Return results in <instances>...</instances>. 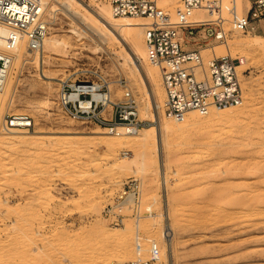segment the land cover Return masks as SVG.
Wrapping results in <instances>:
<instances>
[{"label":"rangeland","instance_id":"obj_1","mask_svg":"<svg viewBox=\"0 0 264 264\" xmlns=\"http://www.w3.org/2000/svg\"><path fill=\"white\" fill-rule=\"evenodd\" d=\"M78 1L83 7H89V0ZM179 2L176 0L175 9ZM107 3L108 0H95L90 7L98 9L100 4ZM236 5L247 9L250 3L242 0L238 4L236 0ZM82 6L75 9L81 11ZM74 15L73 11L57 10L55 23L48 24L52 26L48 29L49 34L71 41L69 55H53L48 65L25 63L14 91L7 94L10 97L8 103L0 110V128L4 115L15 114L16 110L33 120L32 128L2 129L4 136L0 137V264H124L130 261L144 264H264V193H258L264 192V16L252 21L253 30L240 32L227 22L229 14L225 11L222 14L226 19L227 39L260 37V43L254 49L245 51L246 63L242 72L249 77L252 92L250 99H244L246 89L240 81L246 102L245 115L230 124L222 119L209 121V113L202 114L205 120L173 134L167 148H162L160 160L164 166L161 171L157 155L145 158L147 168L133 171L131 167L118 166L122 155L134 158L131 148L122 147L118 151L119 158L107 154L103 146L92 143V134H88L105 129L73 118L61 108L57 99L58 80L51 82L53 86L49 91L45 89L44 73L47 71L59 79L81 78L84 72L101 73L112 83L117 94L121 93L117 81L123 79L139 109L142 107V93L131 81L128 64L124 61L125 57L131 62L133 59L129 42L122 39L116 44L109 39L103 44L95 35L77 40L70 30L74 26L82 28L84 24ZM44 18L48 22L47 14ZM215 42L196 39V44L191 47L202 49ZM96 45L101 48L93 51ZM72 46L75 48L70 49ZM235 53L233 58L244 52L237 49ZM202 55L207 58L206 54ZM140 75V80L149 86L145 74L140 71ZM43 95L49 96L47 110L27 107L31 100ZM75 130L76 135L67 134ZM22 131L21 138L14 140L12 135ZM132 177L141 183L140 217L128 215L123 223L112 224L103 210L113 203L123 182ZM261 179L262 183L258 181ZM248 191L258 193V199L254 192ZM233 192L239 198L234 199ZM244 193L248 195L247 201L242 197L246 195ZM251 194L255 195L253 199L249 197ZM254 199L261 201L257 204ZM231 203L235 207L241 206L235 208ZM216 205H221L218 207L221 211L224 206V210L232 214L223 210L226 216L221 217ZM257 212L258 216L255 215ZM234 215H239L240 219ZM227 216L228 220L235 217L240 221L236 223L237 219L233 218L227 222ZM242 216L246 217L241 219ZM217 217L224 219V223L217 221ZM252 221L258 225L251 227ZM215 222L220 223L216 225ZM167 224L172 229L166 230ZM116 231L118 234L113 235Z\"/></svg>","mask_w":264,"mask_h":264},{"label":"built area","instance_id":"obj_2","mask_svg":"<svg viewBox=\"0 0 264 264\" xmlns=\"http://www.w3.org/2000/svg\"><path fill=\"white\" fill-rule=\"evenodd\" d=\"M108 1L115 16L147 20L143 25L144 45L149 61L160 70L164 116L184 120L193 110L205 114L210 108L242 103L240 60L227 55L204 58L201 50L191 45L196 44V39L225 41L223 11L229 14L227 22L234 30H253L252 21L264 16V0H255L245 14L238 13L236 0H180L174 16L158 6L156 0ZM43 10L44 0H0V88L13 63V51L20 45L30 52L42 50L49 28ZM197 10H216L217 16L211 20L195 19ZM118 86L120 94L103 74L84 72L81 78L69 76L59 81L57 99L69 116L92 122L110 134L122 127L128 134L138 133L150 121L139 117L137 101L126 82L120 79ZM32 126L28 115L7 113L3 117L4 131ZM140 191V181L128 178L113 203L103 210L105 217L115 225L123 223L128 215L136 217ZM130 196L133 198L127 201Z\"/></svg>","mask_w":264,"mask_h":264},{"label":"bare ground","instance_id":"obj_3","mask_svg":"<svg viewBox=\"0 0 264 264\" xmlns=\"http://www.w3.org/2000/svg\"><path fill=\"white\" fill-rule=\"evenodd\" d=\"M241 1L242 0H237V3L239 4V3H241ZM94 2H95V0H89V3H88L89 7H83L81 5V3H79L78 0H44L43 14L44 15H46V14L48 15V24H54L55 20H56L55 12L57 10L63 9L64 12L67 11L68 13L70 11H73V13L79 17V21L81 22V24H84V27H82V28L74 26L70 30V32L77 38V40L81 39L82 37H86L87 38L88 36L92 37V35H95V36H97L96 38L97 39L99 38L101 43H103V44L104 43L106 44V42L109 39H111L116 44H119L122 39L126 40L127 42H129L130 47H131L130 51H131V54L133 55V59L131 58L132 59V62H131L130 60H128L125 57L124 61L127 62V64H128V68H129V71H130L129 76L132 79L131 81L135 82L136 87L142 93V100H141L142 101V107L139 109V105H138L139 117L141 119H148L150 122L147 125H145V127H143L138 133H135V134H128L124 127L119 128L118 132L114 133V134H110V133H108V131L103 130V129H99V128H98L99 131L90 132L88 134H92L91 135L92 139L90 137V139L92 140V143L94 141V143L96 145L103 146L105 148V151L107 152V154L111 155L113 158H116L118 156V151H120L122 147H129V148L132 149V151L134 152V158L125 157L124 155H122L120 157L121 161H120L118 166H120V167H131V168H133V171H139V170L142 171L143 169L147 168V166H148V163H147L145 158L157 155V157H158V165H159V169L161 171L162 167L164 166V163L162 164V162L160 160V151L164 147L167 148V146L169 145V140L171 138H173L172 136H174L173 134L177 133L178 131H180L182 129H187L188 126L192 125L194 122L202 121V120H205V119H203L202 114H200V113H198V112H196L194 110L191 111L188 114L187 118H185L184 120L167 118L166 116L163 115L164 90H163V86H162V83H161L160 70H159V68L157 66H155L153 63H151L149 61V59L147 57V54H146L145 45H144L143 25L146 23L147 20L144 19V18H131V17H128V16H115L113 14V12H112V9H111V6H110L109 3L100 4L98 6V9L97 8L93 9L94 7L93 8L90 7V4H94ZM158 2L160 4L161 8H163L165 10H168V11H169V9H172L171 14L174 16V12H175L174 11V9H175L174 7L176 5V0H158ZM79 6L83 7V9L81 8L82 9L81 11H79L78 9L77 10L75 9V8H77ZM85 6H87V5H85ZM95 7H96V4H95ZM176 7H178V4H177ZM237 11H238V13L239 12L243 13V12H246V9L237 6ZM69 15H67V16H69ZM214 15H216V11L215 10H197L195 12L193 18H195V19L200 18V19H203V20H211V19L216 18ZM74 16H72V17H74ZM77 20H78V18H77ZM50 27L52 28V26H50ZM56 29H58V28H56ZM65 38H60L56 34H49V32H48L45 35V37H44L42 50H40L39 52H30L29 50H26L21 45L15 51H13V54H14L13 63L11 65V67H10V70H9V73H8V76H7V79L5 81L4 86L2 88H0V110L4 109L6 104L8 103L10 97H9V95L7 96V94L9 93L11 95V93L14 91L15 86H16V82H18V78L20 77L19 73L21 72V68L26 62L25 60H27L26 63H35L38 66H40L42 64H47L48 65V63H49V61H50V59L52 58L53 55H59V56L62 55L64 57H67V55H69L68 47L71 46L72 43H71V41H69L68 38L67 39H65ZM79 43H81V41ZM257 43H260V37L257 36V35L251 37L249 40H242V39H231L230 40V39L226 38L224 42H215L212 45H210L209 47H203L202 49H200L201 53L206 54L207 58L208 57L210 58L212 56L213 57H221V56H226V55L227 56H231L233 58V57H235V54H236L235 52H236L237 49L241 50V52H244V53H242L241 55L238 56V59L241 62L238 65V70L240 72V81L242 82V86L246 89V95H245L244 99H250L251 95H252L251 88H250V82L248 80L249 77H246V75L243 74V72H242L243 66L246 63V53H245V51H247V50H249L251 48L254 49L255 46H257L256 45ZM92 44H93V42H92ZM0 46H1V42H0ZM72 48H75V47L72 46L70 49H72ZM100 48L101 47L96 45L93 48V51L96 50V49H100ZM28 56H30V58H28ZM51 66H53V65H51ZM120 67H121V65H120ZM123 67H125V66H123ZM140 71L145 74V77L147 78L149 86H147L144 82H142L140 80V78H141ZM44 74H45L44 78L46 79V81H45V83H46L45 89L47 91H49L50 88H51V85H52L51 82H54L55 80H58V82H59V81L62 80V79L57 78L55 75H51L48 71L45 72ZM117 82L120 83V79ZM36 84H37V82H36ZM120 89H121V87H120ZM48 104H49V96L43 95V96H41L39 98H36L33 101L31 100V102L27 105V107H29V109H43V108L46 109L45 107ZM20 105H23V104L20 103ZM246 110H247L246 109V102H244L242 100V103L240 105H238V106L226 107V108H210L207 111V113H205V114L209 113V115H208L209 116L208 117L209 121H215V120L219 121V120L222 119V120H227L228 121L227 123L231 124V123L236 122V120L238 118H242L245 115ZM15 114L24 115V112L16 110ZM60 122H61V120H60ZM23 132L24 131L20 132L19 134H14V135H12V137L14 138V140H16L15 138H18L19 136L21 138V134ZM77 133L78 132L75 130V131H70L67 134L76 135ZM2 136H4V132L2 131V124H1L0 137H2ZM87 137H89V136H87ZM24 140H25V138H24ZM9 142L12 143L11 141H9ZM76 142H75V145H76ZM81 142H83V140ZM85 143H86V141H85ZM95 144H93V145H95ZM123 154H127V153L125 151H123ZM117 158H119V157H117ZM173 172L176 173V170H174ZM224 179H226V178H224ZM263 179L258 180V181L260 182ZM260 183H262V182H260ZM260 185H262V184H260ZM260 185H258V186H260ZM258 186H256V187L258 188ZM231 187L233 189V186H231ZM249 187H247V189ZM252 187H254V186H252ZM260 189H262V188H260ZM248 190H252V189H248ZM243 191H245V189L242 190L241 192H243ZM255 191H253L254 193L251 192V191H248V192L256 194ZM237 192L239 193V191H236V193ZM238 193H237V196H239ZM258 193L259 194H263L264 192L263 191L262 192L258 191ZM258 193L256 194V197H257V195H259ZM242 194H240V196H242ZM244 194H246V195H244L242 197L245 198V200L248 199V198H246V196L248 197L247 193H244ZM235 195L236 194L234 193V195H233L234 199H235V197H237ZM250 196H251L252 199H253V197H255V195L253 196L252 194L249 195V197ZM262 196H261V198L264 197V196L263 197ZM228 197H229V195H228ZM228 197H227V200L229 201ZM132 198H133V196H130L127 199V201L131 200ZM237 198H239V197H237ZM243 198H241V199L244 200ZM261 198H259V199H261ZM230 199H231V197H230ZM257 199H258V197L256 198V200ZM234 201L233 202L231 201V202L235 203ZM238 201H239V199H238ZM254 201H255V199L253 200V202ZM259 201H261V200H258V201H255V202L258 204ZM243 202L244 201H242V203ZM236 203H238V202H236ZM245 203H247V202H245ZM249 203H250V200H249ZM250 204L252 205V201H251ZM233 205H235V204H232V206ZM247 205H248V203H247ZM254 205H256V204H254ZM259 205H260V203H259ZM220 206L218 205L217 208L220 207ZM237 206L240 207L241 205L237 204ZM237 206L236 207L233 206V207L237 208ZM263 206H264V202H263ZM242 207H243V204H242ZM219 209L220 208H218L217 210H219ZM231 209H233V208H231ZM255 209H257V208L255 207ZM166 210H167V213H168L169 212L168 209H166ZM223 210H224V206L222 208V211ZM245 210H244V212H246ZM219 211H221V210H219ZM222 211H221V217H222V215H223L225 210L223 211V213H222ZM227 211H225V213L228 214V212H230V211H228V212ZM164 212L166 214V211H164ZM218 212H217V214H219ZM234 212H235V210H234ZM239 212H243V211L240 210ZM258 212H259V214L261 213L260 211H258ZM258 212L255 213V215H257ZM263 213H264V211H263ZM239 215L238 216L234 215V216H236V217H238L240 219ZM248 215H250V214L248 213ZM219 216H220V214H219ZM246 216H244V217L242 216L241 219L245 218ZM263 216H264V214H263ZM138 217H140V216L138 215ZM233 218L235 219V217H233ZM233 218H231V220H228L229 218L227 216V218H226L227 222L228 221H232ZM252 218H256V217L254 216ZM226 219H225V221H226ZM239 219H237V221ZM248 219H249V217H248ZM218 220L222 221L224 219H221L219 217L217 219V221ZM245 220H247V219H245ZM260 220H261V218H260ZM262 220L264 221V219H262ZM214 221H216V219ZM239 221L238 222L235 221V222L239 223ZM263 221H261V222H263ZM217 223L219 224L220 222H217ZM217 223H216V225H217ZM243 223H245V221ZM252 224H253V221H252V223L250 222V226ZM256 224L258 225V223H256ZM256 224H253V225H256ZM259 225H263V223L262 224L259 223ZM232 226H234V224ZM250 226H248V228H250ZM138 227H139V220L137 218L136 228H138ZM165 227H166V230L172 229V227L170 225H168V224ZM117 234L118 233L116 231V232H114L113 235H117ZM240 243H242V242H240ZM242 245H243V243H242ZM218 246L220 248V245H218ZM219 250H221V249H219ZM221 253H222V251H221ZM258 253H260V251ZM117 261L120 262L121 260L117 259Z\"/></svg>","mask_w":264,"mask_h":264},{"label":"crops","instance_id":"obj_4","mask_svg":"<svg viewBox=\"0 0 264 264\" xmlns=\"http://www.w3.org/2000/svg\"><path fill=\"white\" fill-rule=\"evenodd\" d=\"M249 1V3H250V6H249V8L251 7V5L253 4V2L255 1V0H248ZM249 8H247L246 9V12L245 13H247L248 12V10H249ZM254 27V26H253Z\"/></svg>","mask_w":264,"mask_h":264}]
</instances>
